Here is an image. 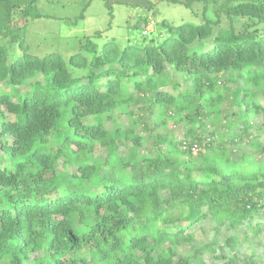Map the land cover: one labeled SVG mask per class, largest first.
<instances>
[{"label":"trees","instance_id":"trees-1","mask_svg":"<svg viewBox=\"0 0 264 264\" xmlns=\"http://www.w3.org/2000/svg\"><path fill=\"white\" fill-rule=\"evenodd\" d=\"M38 1L0 0V264H264V0H167L215 18L68 59L31 53Z\"/></svg>","mask_w":264,"mask_h":264},{"label":"rangeland","instance_id":"rangeland-1","mask_svg":"<svg viewBox=\"0 0 264 264\" xmlns=\"http://www.w3.org/2000/svg\"><path fill=\"white\" fill-rule=\"evenodd\" d=\"M106 3L111 5V9ZM37 11L40 17L30 20L25 30V38L31 53L38 57L56 53L67 59L81 52L82 43L99 32L101 36L94 41L100 47L110 40L116 41L122 48L128 45L144 46L151 43L158 45L168 36L164 22L177 27L184 23L200 25L204 22L205 16L215 18L211 6L206 15L202 3H195L191 8H187L181 3L175 4L167 0H39ZM149 18H153L156 24L155 26L154 23L151 24L148 33H144L146 30L144 21ZM145 119L153 128V119L147 114ZM140 132L146 135L145 145L140 149L143 153L150 149L157 134L172 135L181 140L185 128L178 125L170 126L168 130ZM262 140L264 141V138ZM103 155L105 152H100L97 157ZM214 230L213 224L209 221L196 227L194 231L197 235V243L210 242L216 236ZM234 233L241 237L245 230L241 229ZM227 235L226 231H222L217 238L222 239ZM249 237L248 241L241 239L242 255H251L252 249L260 253L262 240L255 241L251 236ZM192 251L193 247L187 246L181 254ZM207 260L209 261V258Z\"/></svg>","mask_w":264,"mask_h":264},{"label":"built area","instance_id":"built-area-1","mask_svg":"<svg viewBox=\"0 0 264 264\" xmlns=\"http://www.w3.org/2000/svg\"><path fill=\"white\" fill-rule=\"evenodd\" d=\"M153 23H154L153 21L150 22V24L147 26V28H146L144 33H148L147 31L150 30V25L153 24ZM192 151L195 153L197 151V147L193 146Z\"/></svg>","mask_w":264,"mask_h":264}]
</instances>
